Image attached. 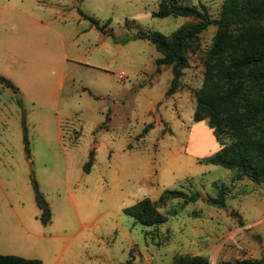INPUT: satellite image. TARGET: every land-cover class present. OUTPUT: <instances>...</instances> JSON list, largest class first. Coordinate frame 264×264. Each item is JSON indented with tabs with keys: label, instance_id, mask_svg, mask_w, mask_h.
Instances as JSON below:
<instances>
[{
	"label": "rangeland",
	"instance_id": "rangeland-1",
	"mask_svg": "<svg viewBox=\"0 0 264 264\" xmlns=\"http://www.w3.org/2000/svg\"><path fill=\"white\" fill-rule=\"evenodd\" d=\"M162 1L0 0V77L16 88L0 82V255L43 264L264 259V182L202 163L222 148L208 120H194L219 28L189 40L168 97L172 66H158L163 55L135 37L170 36L199 20L154 17ZM172 1L204 6L212 19L227 2ZM81 13L110 24L102 32ZM258 93L248 85L238 106ZM216 186L228 189L225 209L208 202ZM167 190L197 201L161 204L159 225L126 214Z\"/></svg>",
	"mask_w": 264,
	"mask_h": 264
},
{
	"label": "trees",
	"instance_id": "trees-1",
	"mask_svg": "<svg viewBox=\"0 0 264 264\" xmlns=\"http://www.w3.org/2000/svg\"><path fill=\"white\" fill-rule=\"evenodd\" d=\"M81 14L102 32L110 24L108 22L102 27L99 21ZM153 15L160 19L175 16L199 20L198 23L182 28L170 36L140 32L135 37L137 40L149 41L163 55L157 60L158 66H172L174 78L167 92L168 97L179 89V79L187 65L185 50L189 40L211 26L219 28L216 43L206 62L203 87L195 93L197 107L194 120L197 123L208 120L209 127L222 148L206 157L202 163L234 171L237 176L248 177L256 182H264V0H227L219 19H212L204 6L199 9L197 6H183L172 0H164ZM130 25V22H126L127 27ZM0 82L16 90L11 82L2 77ZM248 85L259 93L251 104L239 107L238 101ZM24 132L25 151L30 154L29 139L26 130ZM93 163L94 151L85 166L87 173ZM216 190L217 197L209 198L208 202L225 209L228 189L216 186ZM178 198L197 201L196 194L189 197L180 190H167L158 202L146 198L127 208L125 212L143 225H159L165 221L164 215L159 211L160 205ZM46 214L43 218L45 224L51 220L50 212L46 211ZM0 264L43 263L37 259L0 255ZM177 264L210 262L205 257L184 256L177 259ZM219 264H264V259L222 261Z\"/></svg>",
	"mask_w": 264,
	"mask_h": 264
}]
</instances>
